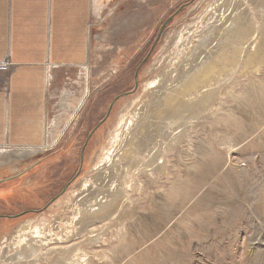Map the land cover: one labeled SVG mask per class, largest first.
Masks as SVG:
<instances>
[{"label": "rangeland", "instance_id": "374dc122", "mask_svg": "<svg viewBox=\"0 0 264 264\" xmlns=\"http://www.w3.org/2000/svg\"><path fill=\"white\" fill-rule=\"evenodd\" d=\"M214 2L102 0L94 7L89 95L79 107L72 102L75 96L82 98L86 86L81 67L56 70L51 76L46 125L57 124L64 134L45 153L24 161L17 172L0 171V241L27 223L52 218L51 207L65 199L78 180L94 174L96 157L147 83L169 76L180 61L178 77L174 73L162 91L184 82L187 70L200 63V54L191 63L187 55L186 60L176 59L175 41L187 26L199 23ZM249 2L240 10L251 39L241 45L239 63L232 68L218 62L220 76H211L208 88L199 84L207 98L188 91L186 99L197 108L186 100L189 106L182 110L192 109L183 114L191 120L167 128L172 118L157 120L150 113L153 124L147 126L141 155L151 163L154 156L157 162L151 168L141 166L140 173H124L129 169L125 165L119 169L130 182L117 193L119 206L112 205L106 217L88 219L77 237L64 243L10 244L0 253L6 256H0V264L11 258L9 264H65L66 258L70 264H264V0ZM206 49L201 50L203 58ZM250 55L253 65L247 61ZM65 89L71 94L66 96ZM221 89L225 95L211 98ZM126 93L131 94L122 96ZM149 153L153 155L148 158ZM79 244H87V260L77 255ZM56 247H62L65 257L58 256Z\"/></svg>", "mask_w": 264, "mask_h": 264}, {"label": "bare ground", "instance_id": "6f19581e", "mask_svg": "<svg viewBox=\"0 0 264 264\" xmlns=\"http://www.w3.org/2000/svg\"><path fill=\"white\" fill-rule=\"evenodd\" d=\"M93 1H95L96 3L102 2V0H93ZM247 1L249 2V0H216V2L209 5V8H207L205 15L202 17V20L199 23L189 25L185 28V30H182V32L179 34V37L175 41V49H174L175 52H173V53L176 54V59H180V60L185 55L189 56L188 59H190V61L188 60V62H190V63H191V61H192L191 59L193 58L194 55L200 54V56L198 55V57H199L198 59L199 60L201 59V60H200V63L197 62L198 64H197L196 68L191 67L189 70H187L186 75L184 74V76H185L184 82H181L179 87H176V85H175V87L172 88L170 86L171 89L168 88L164 93H163L162 89L164 88L165 84H167L166 82L169 81L170 79L172 81V79L174 78L173 75H175V74H176L175 76L178 77V70H179L178 68L182 66L181 65L182 61H180V63L178 62L177 64L175 63L176 66H175L174 70L171 71L172 73L169 76L164 74L166 76V78H168V79H166L165 76H163V75H160V76L157 75L158 77L155 80H152V82L150 81L149 83H147L144 87L143 94L142 95L139 94L141 96H139L138 101L134 103L132 110H130L128 112L129 113L128 115H126L125 117L123 116L120 119V121L115 125L114 130L111 133L110 137L108 138L106 145L104 146V148H102V150L98 154V157H96L97 159L95 161V165H94V167H92V169H94V174L92 173L91 176L88 175L87 178L83 177L82 179L78 180L73 185V187L68 191L67 197L65 199L58 201L56 204H54L51 207V211H55L52 214V218H48V220L41 221L37 225L32 224V223L31 224L27 223L24 226L19 227L17 229V231L15 230L16 232H14L13 234L4 236L2 238V240L0 241V253L3 251L4 248L10 247V244H15V245H16V243L22 244L25 241H28L29 244H31L32 242H37L38 245H40V244H41V246L48 245V247L51 244L53 245V244L64 243L65 241L73 239L72 237H77V234L80 232L79 230L82 229V227L86 223V221L87 222L89 220L91 221V219L96 220V218H98L100 216L106 217V216H108L109 208L113 207L112 205L117 204L119 206V203H116L117 199H119L117 196V193H119V190L121 187L124 188L123 184L125 181H127V184L130 183L129 180H126V179L124 180V174L121 173V171H123V170L120 171L119 169L125 168L124 167V165H125L129 169H126L125 171H123L124 173H126L128 170H137L138 169V171H139V168L141 166L146 165L145 166L146 168H149V167L151 168V166L153 165L152 163L157 162V161L156 162L154 161V158H153L154 156H152L153 154H151V153H149L148 158L150 156H152V158H151V159H153L152 163H151V160L147 161L144 159V157H142V155H144V154L141 155V151L142 152L146 151V150L143 151L142 146H143V143L146 139L144 136L147 134V131L149 129L147 126L149 124H153V123H151V118H150L153 116H149V115H151L150 113L154 112L155 113L154 115H155V117H157L156 118L157 120L158 119H167V118L171 119L172 118V121L168 122V124H167L168 127L166 126L167 128L172 127V124L177 126L178 124L181 123L179 121L182 119L186 120V121L189 120L188 118H190V117H188L186 119L183 114L187 113L188 110L192 111V109H187V111L182 110L183 108H187L186 105L191 104V102L189 103L188 100L186 99L188 91H197L199 94H201L203 96V94L206 93V90L201 92V90H199V87H200L199 84L200 83L204 84L205 88H208L210 86V84H211L210 80H213L210 77L211 76L215 77L218 74L217 70L221 69L219 66H218L219 68L217 67V65L220 62H222L224 64V66H227V64H228L232 68H235V66L239 63V60H240L239 57L241 54L240 51L242 50L241 45L244 43H249L248 41L251 39L250 36H247V31L244 29L245 25L243 26V21H245V20H244L243 13H241V10H243V9H241V7L244 5L243 3H247ZM257 1H259V0H257ZM255 2H256V0H255ZM260 10H261V8H260ZM252 32H253V30H252ZM256 47H257V45H255V48ZM205 48H208L206 50H209V49L210 50L208 52H205V57L203 58L202 57L203 54L201 53V50L205 49ZM187 51H189V52L187 53ZM229 51H231V53L228 56ZM218 57H219V59H217ZM185 58H187V57H184V59ZM168 59L169 58H165V60H168ZM247 59H248L247 60L248 63L250 62L253 65L254 56L250 55V56H248ZM193 61H195V60H193ZM192 63H194V62H192ZM172 66H173V64H172ZM185 66L187 67L186 63H185ZM194 66H195V64H194ZM189 67L190 66H188L187 69ZM81 69L84 71V73L86 74L87 77L85 78L86 79V83H85L86 86L83 90L82 98L78 99L77 96H75V97H73V100H72V102H75L78 107L81 106L85 102V99L89 95V85L87 83L89 81L88 75H89V71H90V65L85 64L84 66L81 67ZM222 70L224 71L223 68H222ZM223 71L221 73H223ZM181 72L182 71H180V73ZM221 73L219 72V74H221ZM166 74H168V73H166ZM217 76H220V75H217ZM182 78H183V76H182ZM176 80H177V78H176ZM178 84H179V82H178ZM172 85H173V83H172ZM166 87H168V86H165V89H166ZM211 87H213V86H211ZM222 89L219 91L214 90L213 96L211 95V98H214V100H215V98H220V96L225 95L227 91L222 90ZM210 90H208V91H210ZM64 93L66 94V96L71 94L66 89L64 90ZM192 98H193V96H192ZM195 99L197 100V98H195ZM186 100H187L188 104H186ZM198 101H199V99H198ZM205 101H207V100L205 99ZM191 105H193V103ZM167 106H170L169 108L171 109L170 111H172V112H170V111L167 112L169 109V108L165 109ZM194 107H196V106H194ZM201 112H203V111H201ZM178 113H180L181 115L179 114L180 116H176ZM188 113H190V111ZM154 119H153V121H155V123H156V120H154ZM190 120H191V118H190ZM159 123H160V121H159ZM44 125H45V129H44V133H43V140H44L43 145H32V146H23L22 145V146H17V147L13 146V145L12 146H0V171L7 169V170H13V171L17 172L18 170H20V167L24 166V161H27L28 159H32L34 157L42 155L43 153H45L47 151V149L52 148L54 144H58V142L61 141V138L63 137L64 131L63 130L59 131L60 129L58 128L57 124H55L54 126L49 128L48 125H46V119H45ZM154 125H157V124H154ZM181 125H183V124H181ZM152 129H153V127H152ZM158 129L159 128H157V130ZM177 129L178 128H176L175 131H177ZM56 133L58 135H56ZM167 133H168V130H167ZM173 134H174V132L171 134V136ZM163 137H164V135H163ZM163 137H160V138L162 139ZM147 141H150V139ZM145 144H146V142L144 143V146H145ZM160 144L162 145V142ZM156 147H158V146H156ZM148 148H149V146H148ZM152 148H153V146H152ZM150 149H149V151H150ZM153 151H154V148H153ZM159 155H161V154H159ZM155 156H157V155L155 154ZM92 161H93V159H92ZM159 163H161V162H159ZM165 164L166 163H164V165ZM158 167H160V166H158ZM162 168L164 169V167H162ZM144 169H142V170L144 171ZM158 170H159V168H158ZM143 171H142V174H143ZM146 171H144V172L146 173ZM138 173H140V171ZM147 175H149V174H147ZM130 186H131V184H130ZM121 192H122V190H121ZM58 207H60L59 210H57ZM109 211H111V209ZM110 213L111 212H109V214ZM89 222L87 224H89ZM94 237H95V235H94ZM89 238H88V240H89ZM89 242H91V241H89ZM86 245L87 244H85V245L79 244V245H77L78 247L76 246V248H78V252L76 251L77 255H81L82 259H84V257H88V254L91 253V252H89V250H87V248H85ZM54 246H56V245H54ZM69 248H72V246ZM12 249H14V247ZM56 249H57V252L59 254L58 256L64 255L65 252L64 251L62 252V247H56ZM51 250H53V249H51ZM45 251H46V249H45ZM71 251H73V250H71ZM8 252H9V250H8ZM24 252L26 254V251H24ZM73 252H74V254L73 253L72 254L74 256L75 251H73ZM5 253H7V252H5ZM47 253H49V252H47ZM31 254H33V253L31 252ZM3 255H4V252H3ZM66 255H67V253H66ZM0 256L3 257V259H5L4 257H6V256H2L1 254H0ZM68 256L69 255H67V257ZM54 257L56 258V255ZM64 257H65V255H64ZM7 259H8V257H7ZM17 259L16 260L19 261V258H17ZM23 259H25V258H23ZM10 260H8V263L7 262L6 263L9 264ZM63 260H64V258H63ZM84 260H87V259H84ZM21 261H23V260H21ZM69 261H68V258H66L65 264H70V262H72V261H70V262ZM74 262H75V264H86V262L83 263V262H81V260H79V261L75 260ZM19 263H20V261H19ZM34 264H35V262H34Z\"/></svg>", "mask_w": 264, "mask_h": 264}, {"label": "crops", "instance_id": "0c3cea01", "mask_svg": "<svg viewBox=\"0 0 264 264\" xmlns=\"http://www.w3.org/2000/svg\"><path fill=\"white\" fill-rule=\"evenodd\" d=\"M97 4L0 0V62L8 63L0 69V146L44 142L48 67L53 75L89 64Z\"/></svg>", "mask_w": 264, "mask_h": 264}, {"label": "built area", "instance_id": "2783aa9c", "mask_svg": "<svg viewBox=\"0 0 264 264\" xmlns=\"http://www.w3.org/2000/svg\"><path fill=\"white\" fill-rule=\"evenodd\" d=\"M92 2H93V0H92ZM7 66H8V63H7V61L5 60V61H2V62H0V69H6L7 68ZM52 70H53V68L50 66V67H48V70H47V77H46V95H48V91L50 90V83H51V81L53 80V77H51L52 76ZM47 99V98H46ZM46 118V115H44V119Z\"/></svg>", "mask_w": 264, "mask_h": 264}, {"label": "water", "instance_id": "95a60500", "mask_svg": "<svg viewBox=\"0 0 264 264\" xmlns=\"http://www.w3.org/2000/svg\"><path fill=\"white\" fill-rule=\"evenodd\" d=\"M137 79V78H136ZM136 88H137V86H136ZM135 91H133L132 93H134ZM131 93H126V94H124V95H122V96H125V95H130ZM121 96V97H122ZM63 192H66L65 190L63 191Z\"/></svg>", "mask_w": 264, "mask_h": 264}]
</instances>
